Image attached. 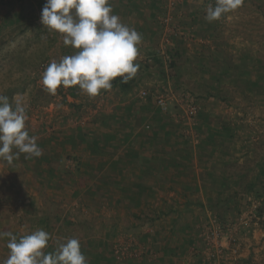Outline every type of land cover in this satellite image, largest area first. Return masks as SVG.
<instances>
[{
	"label": "rangeland",
	"instance_id": "rangeland-1",
	"mask_svg": "<svg viewBox=\"0 0 264 264\" xmlns=\"http://www.w3.org/2000/svg\"><path fill=\"white\" fill-rule=\"evenodd\" d=\"M132 1H127L131 4L130 7H133L135 2L138 8L143 6L138 10L130 9L131 15L135 18L139 10L148 9V6L154 11L152 15L149 14L152 18L149 21L152 20L153 28L157 30L154 41H156L155 50L160 56V62L154 63L152 58V63L153 67L159 69L157 82L160 84L166 82L167 85L168 83L171 85L152 88L146 84L144 87L135 89L131 97L129 96L132 98L134 111L138 113L141 112L140 110H148L149 113L154 112L155 116H158L162 110L154 105L155 98L165 95L169 98V110L166 114H170L174 120L175 114L184 113L177 100L184 97L193 98L198 107L196 118L187 120L189 125H186V132L182 125L179 126L184 128L187 142L198 147L202 146L201 131L203 125L206 126L210 113L208 106L201 102L208 100V97L215 98L218 103L211 106L215 112L219 113V119L216 122L230 130V136L226 134L228 142L236 147L252 150L251 159L248 161L247 158H243L242 165L248 171L247 180L256 181L254 188L252 189V185L242 186L243 190L248 189V192H244L247 195L242 201L237 202L236 207L234 205L236 203L232 202V209L225 210L221 207L223 214L224 210L226 211L223 219L215 214V206L214 210L210 208L212 212L207 218L200 220L199 237L202 242L201 252L204 262L230 263L232 259L239 256L244 238L249 239L254 229L258 227L264 229V214L259 215L258 212L260 205L264 203V196L257 195L258 192L264 193V0H244L239 9L222 16L218 20V29L223 34L224 40L216 45L215 58L207 59L203 63L206 69H211V72L202 69L183 79L176 77L172 66L174 50L182 47L180 37L186 35L179 20L181 16H184L181 12L183 14L185 12L184 9H180L183 0ZM196 1V4H199L202 0ZM203 1L215 4V0ZM110 2H114L112 6L115 14L121 10L120 0H110ZM45 3L46 0H0V23L6 21L9 15L8 26L0 33V94L6 95L11 90L13 103L20 101L26 106L28 117L26 127L30 135L37 137V144L43 152L40 157L29 158H25L26 154L21 153L12 163L0 159V232H12L19 237L43 229L51 234L52 239L46 249L49 251L50 247L55 248L56 240L69 237L66 234L68 232L62 231L65 220L73 221L75 224H83L82 222L85 223V220H88L89 224L98 225L108 223L112 219L103 216L105 213H101L102 211H97L103 206L100 201L90 200L84 203L79 198L66 195L65 191L71 190L74 186L66 185L62 186L64 189H60V186L56 184L58 168L61 174L62 165L77 163L82 158V154H77L80 153L77 149L82 148L85 141L77 135L76 130L83 133L84 139L92 138V132L98 129L94 115L104 114L105 116L112 106L109 108L110 105L105 103L107 97L111 96L108 91L107 94L101 93L98 97L85 101L84 96L77 97L79 95L77 86L69 88L61 86L55 95L49 94L44 88L42 74L48 64L52 60L59 61L65 55H72L76 51L71 46L64 45L61 34L50 32L41 23V11ZM25 4H31L34 7L32 15L20 22L18 24L20 26L10 23L14 17L13 12H21L23 7L28 6ZM25 12L27 11L24 9ZM139 14V17L146 19L145 12ZM168 16L171 20L167 22ZM19 28L23 29V32L25 29V32L16 36L12 35L17 33ZM219 32L217 31V35ZM200 33L197 32V35H201ZM187 34V39L181 38L182 43L193 39V35L188 32ZM198 42L201 45L207 44L202 38ZM206 46L207 48L204 47L201 51L198 49L195 52L205 50L207 53L209 49L212 50L210 43ZM197 53H189L187 56H196ZM208 56L212 57V55ZM194 60L199 59L194 57ZM230 67H233V70L228 72ZM192 78H198L200 82L197 83L198 80L194 81ZM215 81L219 88L211 87ZM252 81L256 83L253 84ZM142 91H148L149 97L143 98ZM210 92L213 95H210ZM84 101L85 103L82 104L81 102ZM122 110L126 112L125 107ZM104 116L101 121H104ZM95 143L99 146V140ZM101 148L103 149V146ZM97 154L95 151L93 160L103 157L96 156ZM71 174L66 177L70 178ZM78 178H80L79 175ZM82 179L85 180L84 176ZM48 212L56 216L53 219L55 228L47 224ZM92 214L95 215L90 216ZM117 219L120 217L114 218L111 228L113 230L110 236H113L111 249H115L118 241L122 243L126 239L133 238L141 247L142 255L128 258L127 261L141 259L145 255V244L135 231L127 230L122 226L120 228ZM213 228H219L228 233V236L218 240L220 248L216 251L206 249V240L203 236L205 231ZM7 242V237L0 238V262L9 255Z\"/></svg>",
	"mask_w": 264,
	"mask_h": 264
},
{
	"label": "crops",
	"instance_id": "crops-1",
	"mask_svg": "<svg viewBox=\"0 0 264 264\" xmlns=\"http://www.w3.org/2000/svg\"><path fill=\"white\" fill-rule=\"evenodd\" d=\"M127 1L120 0L122 8L116 14L123 23L135 28L143 37L139 47L140 58L136 61L140 68L135 76V86L127 93L114 85L108 91L111 96L108 93L110 97H107L105 103L110 105L109 108L112 106V109L105 116L94 115L98 129L92 132V138L86 140L83 133L76 130L77 135L85 141L83 147L77 149L80 152L77 154H82V158L77 163L62 165L61 174L58 168L56 184L58 185L61 176L66 177L64 168H69L73 174L70 173L71 177L67 178L74 188L66 190V195L79 198L84 203L90 200L100 201L103 206L97 211L100 210L105 213L103 216L112 218L105 224L81 226V233H90L87 237L81 235L78 238L80 243L86 245L84 254L89 264H211L204 262L201 252L203 247L199 237L200 220L211 214V209L217 202H240L247 195L244 192H248V189L243 190L242 186L252 185V180L246 178L248 171L242 165V159L247 158L249 161L252 150L236 147L228 142L226 134L230 136V130L216 122L219 113L211 106L218 103L215 98L205 97L208 100L201 102L208 106L210 113L208 122L201 131L202 146L198 147L187 142L183 132L185 125L177 124L170 114L160 112L155 116L154 112L149 113L148 110H140L138 113L134 111L132 98L129 96L131 97L135 89L146 84L155 88L169 86L170 83L167 85L166 82H157L159 69L153 67L152 63V58L154 63L160 62L154 41L157 30H154L152 20L149 21L152 19L149 14L152 15L154 11L148 6V9L139 10V13L145 12L146 19L139 17V13L135 18L130 9L138 10L143 6L138 8L135 2L130 7L131 4ZM196 3V0H183L180 5V9L185 10L184 14L181 12L184 16L179 19L180 26L186 35L180 37L182 47L174 50L176 59L172 66L178 79L188 78L189 74L205 70L203 63L207 59L215 58V47L224 40L218 29V21L210 23L205 19L209 2L202 0L199 4ZM187 32L193 35V39L182 43V39L188 37ZM197 32H201V35H197ZM201 38L204 43L212 45V50L209 49L207 53L205 50L195 52L207 48V44H199ZM189 53L197 54L187 56ZM194 57L199 60H194ZM206 70L211 72L210 68ZM228 70L231 72L233 67ZM162 73L164 76V72ZM192 80L200 82L198 78ZM211 87L219 88L216 81ZM77 89V97L84 96L85 101L91 99L78 86ZM123 107L127 113L122 110ZM103 116L104 121H101ZM153 123L158 124L153 126ZM96 140H99V146L95 145ZM95 151L98 153L96 156L103 157L93 160ZM83 176L85 180L82 179ZM116 217H120L117 219L120 228L122 226L135 231L145 244V255L141 259L116 262L111 251L113 236L110 237ZM252 234L249 239L244 238L241 242L239 256L227 264H264V229L258 227Z\"/></svg>",
	"mask_w": 264,
	"mask_h": 264
},
{
	"label": "clouds",
	"instance_id": "clouds-1",
	"mask_svg": "<svg viewBox=\"0 0 264 264\" xmlns=\"http://www.w3.org/2000/svg\"><path fill=\"white\" fill-rule=\"evenodd\" d=\"M243 3L215 0L206 7L205 19L218 21ZM41 23L50 32L61 34L65 46L77 50L59 61L52 60L45 68L42 84L49 94L55 95L61 86H78L89 98H95L112 90L114 79L127 83L137 75L143 37L121 21L110 0H46ZM27 119L25 105L0 94V159L12 163L21 153L25 158L43 155L37 137L26 127ZM4 237L8 238L9 255L0 264H89L75 237L56 240L52 251H46L52 238L43 229L19 237L0 232V238Z\"/></svg>",
	"mask_w": 264,
	"mask_h": 264
},
{
	"label": "trees",
	"instance_id": "trees-1",
	"mask_svg": "<svg viewBox=\"0 0 264 264\" xmlns=\"http://www.w3.org/2000/svg\"><path fill=\"white\" fill-rule=\"evenodd\" d=\"M25 5H28V6H26L25 8L23 7V10L21 12L20 11L13 12L14 17L12 18V22H10V23H12L13 25L14 24L18 25V24H20V22H22L24 19H26L27 16L32 15L34 7L31 4H25ZM24 9L27 12L24 13ZM8 16L6 17V21L0 23V33L3 31V29H5L8 26L7 25V23H9ZM18 26H20V25H18ZM17 31H18L17 33L15 32L12 35L16 36V35H18L20 33H24L25 29H24V32H23V29L21 30V28H19ZM177 56H178V54H177ZM173 58H174V56H173ZM157 59L160 60V58H157ZM174 60H175V58H174ZM173 65H175L174 62H173ZM252 82H253V84L256 83V81H252ZM112 84L114 86L119 87L122 91L127 93V92L131 91L134 88V86H135V77L132 80L128 81L127 83L122 82L121 78L118 77V78L113 80ZM210 93H211L210 95H213L212 92H210ZM12 94H13V91L10 90L6 95L9 97L10 102L13 103ZM73 95H75V94H73ZM162 117H163V115H162ZM149 124H151V123H149ZM157 124L153 123V126H155ZM150 127H146V129L150 128ZM161 144H163V143H161ZM63 173H65L66 175H69L70 173H72V171L69 168H64ZM255 184H256L255 182H252V189L254 188ZM66 185L71 186L72 184L67 179V177L61 176L60 181L58 182V186L65 187ZM257 195L262 197V196H264V193H259L258 192ZM227 201H229V200L224 201V203L217 202V204H216L217 208H216V210H214L215 214L218 215L219 217H221L222 219L225 216V213H226L225 210L232 209V206H229ZM263 201H264V199H263ZM230 202H235L236 203V204H234L235 207L238 206L237 201H233V200L231 201L230 200ZM221 207H223L225 209L224 210V214L220 210ZM258 212H259V215H263L264 214V203H262V205H260ZM54 217H56V216L55 215H51V213H49V212L46 214L47 224L51 228H55V225L53 224ZM82 223L83 224H78V223L75 224L73 221L65 220L64 221V228H62V231L64 232V230H65V233L68 232L66 234L69 237L79 238V236H81V235L84 236V237H87V235H89L90 233H88V232L87 233H81L80 232V228H81L82 225H86L87 226V224H89V221L85 220V223L84 222H82ZM65 224H66V226H65ZM81 246H82V251L84 253L85 250H86L85 249L86 245L83 242H81ZM112 247H113V245L111 246V248ZM52 250H53L52 247H50L49 251H52ZM113 250H114V254H113ZM111 251H112V254H113L116 262L121 263L120 261H127L128 260V258L126 259V258H123L122 256H120L119 254H115V249H111Z\"/></svg>",
	"mask_w": 264,
	"mask_h": 264
},
{
	"label": "built area",
	"instance_id": "built-area-1",
	"mask_svg": "<svg viewBox=\"0 0 264 264\" xmlns=\"http://www.w3.org/2000/svg\"><path fill=\"white\" fill-rule=\"evenodd\" d=\"M171 18L168 16L166 21H170ZM142 97L148 98L149 92L142 91ZM185 98V99H184ZM183 99L177 100L180 108L184 111V113L175 114L174 121L179 124L183 123L185 126L186 132V125L187 120H193L196 118V114L198 112V107L194 101V99H190L189 97H184ZM156 105L162 110L161 112L166 114L169 110V98L165 95H159L155 98ZM180 116V117H178ZM178 117V118H177ZM204 239L206 240V249L208 250H218L220 248L219 239L223 238L224 236H228V233H225L223 230L219 228H213L209 231H205L203 233ZM116 254H119L123 258H132V257H140L142 255L141 247L138 246L137 241L133 238H129L124 240L122 243L118 241L115 247Z\"/></svg>",
	"mask_w": 264,
	"mask_h": 264
}]
</instances>
